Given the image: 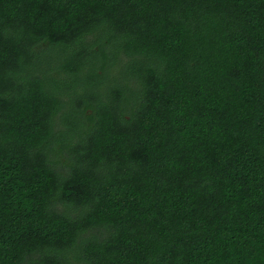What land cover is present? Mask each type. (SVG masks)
<instances>
[{
  "label": "trees",
  "instance_id": "obj_1",
  "mask_svg": "<svg viewBox=\"0 0 264 264\" xmlns=\"http://www.w3.org/2000/svg\"><path fill=\"white\" fill-rule=\"evenodd\" d=\"M0 264H264V0H0Z\"/></svg>",
  "mask_w": 264,
  "mask_h": 264
}]
</instances>
